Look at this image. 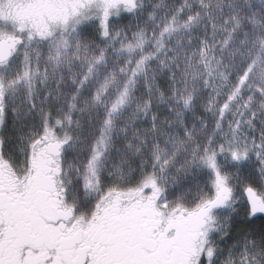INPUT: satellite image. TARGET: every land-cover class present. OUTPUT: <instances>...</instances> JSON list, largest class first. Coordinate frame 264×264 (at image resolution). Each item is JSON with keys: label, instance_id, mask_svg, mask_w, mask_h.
I'll return each mask as SVG.
<instances>
[{"label": "snow or ice", "instance_id": "obj_1", "mask_svg": "<svg viewBox=\"0 0 264 264\" xmlns=\"http://www.w3.org/2000/svg\"><path fill=\"white\" fill-rule=\"evenodd\" d=\"M0 264H264V0H0Z\"/></svg>", "mask_w": 264, "mask_h": 264}]
</instances>
